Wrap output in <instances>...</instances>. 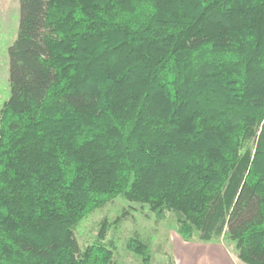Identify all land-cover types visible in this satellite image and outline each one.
I'll return each mask as SVG.
<instances>
[{"label": "trees", "instance_id": "obj_1", "mask_svg": "<svg viewBox=\"0 0 264 264\" xmlns=\"http://www.w3.org/2000/svg\"><path fill=\"white\" fill-rule=\"evenodd\" d=\"M6 54L0 264H114L117 196L264 264V0H17Z\"/></svg>", "mask_w": 264, "mask_h": 264}, {"label": "rangeland", "instance_id": "obj_2", "mask_svg": "<svg viewBox=\"0 0 264 264\" xmlns=\"http://www.w3.org/2000/svg\"><path fill=\"white\" fill-rule=\"evenodd\" d=\"M17 0H0V106L8 95L6 48L15 36ZM121 220L108 227L104 243L112 250L114 264H171L170 251L184 239L176 230L172 212H152L146 205L117 196L83 217L74 228L79 248L96 241L99 222L106 218ZM136 236L149 247V259L143 262L129 246ZM224 242V241H223ZM229 247L231 245H228Z\"/></svg>", "mask_w": 264, "mask_h": 264}, {"label": "crops", "instance_id": "obj_3", "mask_svg": "<svg viewBox=\"0 0 264 264\" xmlns=\"http://www.w3.org/2000/svg\"><path fill=\"white\" fill-rule=\"evenodd\" d=\"M171 264H247L241 261L235 250L222 240L204 242L184 240L170 251Z\"/></svg>", "mask_w": 264, "mask_h": 264}]
</instances>
